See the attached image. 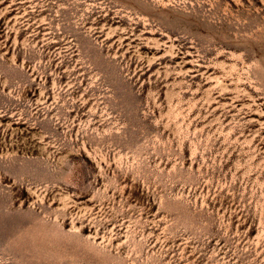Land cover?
Masks as SVG:
<instances>
[{"label":"rangeland","instance_id":"rangeland-1","mask_svg":"<svg viewBox=\"0 0 264 264\" xmlns=\"http://www.w3.org/2000/svg\"><path fill=\"white\" fill-rule=\"evenodd\" d=\"M0 264H264V0H0Z\"/></svg>","mask_w":264,"mask_h":264}]
</instances>
